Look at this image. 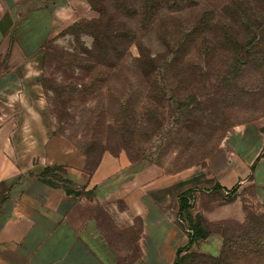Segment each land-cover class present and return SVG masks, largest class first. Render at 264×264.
Masks as SVG:
<instances>
[{"label":"rangeland","instance_id":"rangeland-1","mask_svg":"<svg viewBox=\"0 0 264 264\" xmlns=\"http://www.w3.org/2000/svg\"><path fill=\"white\" fill-rule=\"evenodd\" d=\"M88 1L90 17L49 40L38 82L53 133L86 153L91 163L106 151L125 152L171 174L184 173L205 166L237 127L264 117V0H191L187 7L182 0ZM154 1L161 8L150 23ZM225 8L248 21L226 23ZM134 10L137 17L130 15ZM227 26L231 37L224 35ZM127 30L135 34V43L124 53L127 42L122 41L118 55L109 59L102 53L107 36ZM234 46L252 47L256 61L223 74L234 58L221 48ZM138 59L145 62V72L138 70ZM164 61L159 86L171 88L152 94L141 74ZM222 204L228 218L220 224L195 214L192 203L193 221L219 239L211 245L207 238L196 240L178 264H264V201L247 188ZM204 206L208 210L212 204L208 200ZM186 217L178 219L185 223ZM223 250L231 257L217 263Z\"/></svg>","mask_w":264,"mask_h":264},{"label":"crops","instance_id":"crops-1","mask_svg":"<svg viewBox=\"0 0 264 264\" xmlns=\"http://www.w3.org/2000/svg\"><path fill=\"white\" fill-rule=\"evenodd\" d=\"M91 13L87 0H0V264H173L188 243L182 193L220 224L223 198L250 188L264 201V117L179 174L125 152L106 151L91 168L53 133L38 82L44 48Z\"/></svg>","mask_w":264,"mask_h":264},{"label":"trees","instance_id":"trees-1","mask_svg":"<svg viewBox=\"0 0 264 264\" xmlns=\"http://www.w3.org/2000/svg\"><path fill=\"white\" fill-rule=\"evenodd\" d=\"M173 3H176L178 0H170ZM181 1V0H179ZM182 1H186V7L189 6L191 3V0H182ZM87 2L89 3V1L87 0ZM148 4L150 3V0H147ZM154 6L151 8L150 12V23L154 22V19L156 18V15L158 14L159 10H160V3H157L154 1ZM178 11V10H177ZM130 15L132 17H137V13L134 10L133 12L130 13ZM223 18H225V21H227L226 23H230L233 24L235 23L236 19H240L243 18L244 20L248 21V18L246 17V15H243V13L241 15H238L232 11H228L226 8L223 10ZM263 25L262 29H261V38H262V34H264V23L261 24ZM260 25V26H261ZM259 26V27H260ZM258 27V30H259ZM224 35H228V36H232L233 32L231 31L230 27H224ZM108 38V45L105 47V49H103V54H105L109 59H111V56L116 57V55H118L117 53L121 50V43L123 42H127V46L124 49V53L127 51L128 47L131 45V43H135L136 41V37L135 34L131 31V30H127L126 33H122V34H117L115 36H107ZM98 42V39H97ZM48 44V43H47ZM46 44V46H47ZM45 46V47H46ZM221 50H223L224 52H230L232 53V56L234 58V60H231L230 63H226L224 65V68H222L223 70V74H232V73H236L238 71H240L242 68H248L249 64L254 63L256 60L254 59V56L251 52L252 47L250 49H246L245 47H239V48H229V47H222ZM45 51V48H44ZM44 55V54H43ZM184 56V55H182ZM223 56V55H222ZM240 56H244V62H241L239 60ZM145 56L141 55V58H144ZM137 64V68L138 70L140 69V72H145V67H147L145 65L144 61H140V59H138L136 61ZM166 65V61L162 62L161 66H156V67H151L152 70H150V74H141L144 78H145V83L147 85V87L151 90V93L153 94V90L155 91L156 88H161L164 89L165 87H169L171 88V86H169L170 84H165L162 88L159 86V79L163 80L164 76H162L161 74H163V70H165L164 66ZM155 69V70H154ZM180 82H182L183 78L182 75L180 74ZM166 88V89H169ZM169 92H171L170 90H168ZM80 151V150H79ZM82 152V151H81ZM83 155L86 156L87 158V163L88 166L91 168H94L98 165V162L100 160L101 155L98 157V159L94 162L91 163V161L89 160V157L87 156L86 153H83ZM142 159V158H140ZM139 159V160H140ZM132 160V159H131ZM138 160V159H136ZM133 160V161H136ZM53 171H58L57 168H46L43 173L41 174L42 176H47L50 175ZM235 192V191H233ZM232 192V193H233ZM179 213L178 216H182L183 214H187V217L185 218V224L187 226V230H188V243L185 247L183 248H179L176 252V258L173 264H178L179 261L182 259L181 254L182 252H184L185 250H187L196 240L198 239H205L208 236V233L206 232L205 228L201 225V223H196L195 221H193L191 215L188 213L191 208H192V203H193V191H186L184 193H182L179 196ZM184 223V222H183ZM226 250V249H225ZM222 259L217 261V263H223L224 261H226L227 259H229L231 257V255H227L226 252H224L223 250V254L221 255Z\"/></svg>","mask_w":264,"mask_h":264}]
</instances>
